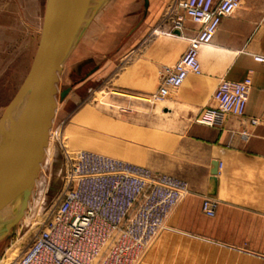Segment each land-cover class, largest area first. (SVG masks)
I'll return each mask as SVG.
<instances>
[{
	"label": "rangeland",
	"instance_id": "obj_1",
	"mask_svg": "<svg viewBox=\"0 0 264 264\" xmlns=\"http://www.w3.org/2000/svg\"><path fill=\"white\" fill-rule=\"evenodd\" d=\"M45 3L0 0V115L31 65ZM140 6L141 0H102L81 31L57 83L49 140L28 206L21 220L0 240V261L7 259L6 264H10L30 244L67 182L73 185L72 171L81 167L78 157L84 151L147 170L141 177L142 190L131 199L129 214L122 223L123 228L128 226L130 264H264V255L250 247L256 240L211 239L169 226L168 219L181 199L153 233L150 215L139 213L160 175L177 177L170 173L174 164L169 151L171 142L175 145L178 138H185V121L176 110H163L166 101L155 104L143 100L156 88L138 93L123 86V71L154 32L139 24ZM98 63L100 67L85 76ZM67 86L71 89L60 97ZM68 175L70 178H66ZM134 176L130 174L131 186ZM240 219L242 234L248 235L244 228H249L250 218ZM12 246L15 253L10 257L7 249Z\"/></svg>",
	"mask_w": 264,
	"mask_h": 264
},
{
	"label": "crops",
	"instance_id": "obj_2",
	"mask_svg": "<svg viewBox=\"0 0 264 264\" xmlns=\"http://www.w3.org/2000/svg\"><path fill=\"white\" fill-rule=\"evenodd\" d=\"M176 1L148 0L145 8L141 0L139 24L154 32L123 71L124 87L138 93L157 88L164 67L175 64L188 46V38L200 29V24L184 17L181 29L170 33L179 14ZM257 55L264 56V0H239L236 10L221 19L212 41L200 46V71L190 72L171 90L163 110H176L184 118L185 138H178L175 145L171 142L168 157L174 164L170 173L189 186L172 211L169 226L218 240L221 236L248 237L256 240L250 244L254 252L264 255V125L248 121L250 116L264 118V62L256 60ZM95 66L94 71L100 64L91 68ZM247 75L252 78V88L243 117L228 116L221 125L213 126L194 120L201 111L215 106L212 96L220 80H241ZM213 160L219 163L216 190L209 194ZM205 196L217 200L214 216L201 211ZM242 216L250 218L249 228H244L248 235L242 234Z\"/></svg>",
	"mask_w": 264,
	"mask_h": 264
},
{
	"label": "built area",
	"instance_id": "obj_3",
	"mask_svg": "<svg viewBox=\"0 0 264 264\" xmlns=\"http://www.w3.org/2000/svg\"><path fill=\"white\" fill-rule=\"evenodd\" d=\"M238 5L239 0L175 2L179 14L170 33L181 29L184 17L201 27L188 38V46L175 64L164 67L162 80L149 93L147 101L155 104L164 101L190 72L200 71V46L212 41L221 19L232 14ZM255 59L264 62L262 55ZM251 88L250 75L241 80H220L212 96L215 106L204 109L194 120L213 126L221 125L228 116L243 117ZM248 121L251 125H264V118L250 116ZM78 158L81 167L72 171L73 185L67 182L58 203L30 244L10 264H130L128 226L123 228L122 223L129 214L131 199L142 190L141 177L147 175V170L91 152L82 151ZM131 173L135 175L132 186ZM158 181L147 193L146 203L139 207L140 214L150 215L151 233L189 191L188 183L177 177L160 175ZM217 204L216 199L205 196L201 201L202 213L213 216ZM115 228L118 231L114 233Z\"/></svg>",
	"mask_w": 264,
	"mask_h": 264
},
{
	"label": "water",
	"instance_id": "obj_4",
	"mask_svg": "<svg viewBox=\"0 0 264 264\" xmlns=\"http://www.w3.org/2000/svg\"><path fill=\"white\" fill-rule=\"evenodd\" d=\"M102 0H46L31 65L0 115V240L23 217L47 147L57 105L58 74ZM144 1V7L148 0ZM91 68L86 75L92 73ZM71 89L63 88L60 97ZM218 161L211 163L209 194Z\"/></svg>",
	"mask_w": 264,
	"mask_h": 264
},
{
	"label": "bare ground",
	"instance_id": "obj_5",
	"mask_svg": "<svg viewBox=\"0 0 264 264\" xmlns=\"http://www.w3.org/2000/svg\"><path fill=\"white\" fill-rule=\"evenodd\" d=\"M144 2V1H143ZM77 42V41H76ZM76 44V43H75ZM75 46V45H74ZM74 46H73V48H74ZM73 50V49H72ZM72 52V51H71ZM71 54V53H70ZM69 54V55H70ZM69 57V56H68ZM67 57V58H68ZM69 59V58H68ZM68 59H66V60H68ZM65 63V62H64ZM63 69V68H62ZM61 72H62V70L59 72V74H58V80L59 79H61V77H62V74H61ZM58 83V82H57ZM59 90V88H58V85H57V91ZM56 100H57V95H56ZM143 100H147V99H145V98H143ZM48 140H49V138H48ZM48 144V143H47ZM47 148V147H46ZM46 148H45V151H46ZM7 210H3L1 213H0V218L5 214V212H6ZM7 253H8V256H12L14 253H15V249H14V247L12 246V247H10V248H8L7 249ZM7 260V259H6ZM6 260L5 259H3L2 261H1V263L0 264H6L7 262H6Z\"/></svg>",
	"mask_w": 264,
	"mask_h": 264
}]
</instances>
